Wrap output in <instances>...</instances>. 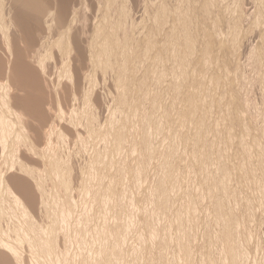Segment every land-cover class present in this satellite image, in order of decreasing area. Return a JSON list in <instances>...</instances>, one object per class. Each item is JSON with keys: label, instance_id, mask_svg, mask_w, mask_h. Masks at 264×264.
<instances>
[{"label": "rangeland", "instance_id": "obj_1", "mask_svg": "<svg viewBox=\"0 0 264 264\" xmlns=\"http://www.w3.org/2000/svg\"><path fill=\"white\" fill-rule=\"evenodd\" d=\"M247 1L86 0L82 27L91 38L80 36L78 42L88 49L91 64H97L92 79L97 76L99 85L91 78L77 85L74 74L84 70L81 54L55 40L58 15H50L35 41L44 83V112L37 120L46 119L49 145L38 149L44 131L35 143L28 131L18 133L21 122L7 128V136L14 133L8 153L15 150L16 159L3 177L15 175L16 181L0 180V264H49L50 258L40 255L44 247L59 257L69 252L73 264L83 259L88 264H264V72L257 76L264 71V0H250L251 6ZM101 11L96 35L93 27ZM248 49L263 62L262 70L257 71L255 58L246 59ZM248 70L260 81L254 74L256 80L248 79ZM83 85L92 86L88 93ZM246 88L252 90L249 97ZM81 95L93 100L86 111L97 123L91 133L83 131L84 122L74 126L85 111ZM59 108L64 113L57 115ZM71 113L74 119L67 118ZM60 131L67 135V155ZM56 148L64 159L59 164ZM77 153L81 157L75 158ZM164 188L167 200L161 195ZM18 206L27 209L24 219ZM26 227H37V242L32 234V241L22 235ZM81 227L91 229L83 231L86 237ZM74 237L79 247L71 244ZM66 243L75 251L64 254ZM185 248L189 257L180 260ZM68 260L55 257L59 264Z\"/></svg>", "mask_w": 264, "mask_h": 264}, {"label": "bare ground", "instance_id": "obj_2", "mask_svg": "<svg viewBox=\"0 0 264 264\" xmlns=\"http://www.w3.org/2000/svg\"><path fill=\"white\" fill-rule=\"evenodd\" d=\"M7 1H9V0H6V2ZM250 1V0H249ZM249 1H247V2H249ZM252 1V0H251ZM260 1V3L262 4V2H261V0H259ZM258 1V2H259ZM263 1V0H262ZM4 0H0V156H1V154L3 155L2 156V158H0V180H1V178L3 179H6V180H4L3 182H10V181H12V180H9V179H13V181H16V180H14L15 179V177L13 178V176H15V175H11V176H9V179L6 177H3L4 176V174H5V176L8 174V172H9V167L10 168H12L11 166H13V165H11V163L13 164L14 162L13 161H15L14 159H16V158H14L15 156H16V154H15V156L14 157H12L13 156V153L12 152H15L16 153V151L15 150H12V152L10 153V154H12V155H10L9 153H8V149H9V146H11L10 144H9V142L11 141V140H14L12 137V134H14L13 132H10V133H12V134H10V137L9 136H7L6 135V131H7V128H9L10 126L14 129L15 127V124H16V122H21L20 123V125H17L18 126V128H17V130H18V133H20V134H23V133H31V137H32V140H34V142L35 141H39V139L41 138V134L43 135V133L45 134V135H47L45 132H48L49 133V131H46V129H44V127H46L44 124H46L45 122V118H43V120L42 121H40V119L39 120H37V117L38 118H40V117H42V116H40L39 117V115L41 114L40 113V111H43L44 112V110H42L41 109V107H42V100L40 99V93H41V91L44 89L43 87H44V83H42V82H40L41 80H40V76H42L41 75V71H39L38 72V68H39V58L37 57V55H36V53H35V41H36V39H37V37L39 36V34L41 33V31L43 30V23L45 22H47L48 20L49 21H51L49 18H51V14H57L58 15V26L57 27H59V30H60V33L58 34L57 33V35H56V38H55V40L56 39H58V40H61V42L62 43H64V44H67L68 45V50L69 51H74L75 50V52H76V50L79 52V55L81 54V56H79L80 57V61H81V64H82V61H83V64H84V70H83V72H82V74L80 73V71L78 72L77 71V73L76 74H74L75 75V77H76V82H77V85L79 84V82L80 81H82V82H84L85 81V83H86V81H88L89 82V78H91V80H93V81H91V82H93L95 85H99L98 83L96 84V82H94V80H96L97 79V76H96V79H92V77L96 74V72L93 70V67H94V69L95 70H97V64H96V62H94L93 61V63L91 64V61L90 60H88V53H89V51H88V49H85L84 47L82 48L81 47V44L78 42V40H80V36H82L86 41H89L90 40V38H91V35H90V33L88 32V28H86V29H83L86 25H83L84 24V21H85V14H86V10H85V12H84V10H83V8H84V2H86V0H31V1H29V0H21V1H19V0H10L8 3H5L6 5H4ZM253 2V1H252ZM256 2V1H255ZM258 2H256V4L258 3ZM250 3V6H251V2H249ZM249 3L247 4V3H245L247 6H248V8H249ZM253 4V3H252ZM218 5V4H217ZM264 5V2H263V4L262 5H260V6H262V7H264L263 6ZM5 6V7H4ZM247 6H246V8H247ZM262 7H260L259 9H262ZM61 8H64L63 9V12H62V10H60ZM256 9V8H255ZM245 10H247V9H245ZM258 11H260V10H258ZM264 11V10H263ZM247 12H249L248 10H247ZM261 12H262V10H261ZM260 12V13H261ZM263 13V12H262ZM262 13H261V15H262ZM264 14V13H263ZM101 15H102V11H101V13L100 14H98V16H97V21L99 22V24L96 26L95 25V27H93V32H95L96 33V35H98V33H101V28H102V18H101ZM261 17V16H260ZM263 17V16H262ZM261 17V18H262ZM264 20V19H263ZM263 20H262V22H263ZM48 21V22H49ZM262 22H259L260 24L262 23ZM39 24V25H38ZM47 24V23H46ZM259 24V25H260ZM263 24H264V22H263ZM82 25L84 26V27H82ZM262 25V24H261ZM40 28H39V27ZM264 25H262V27H263ZM81 27V29H80V31H79V33H78V29ZM261 29V28H260ZM85 30V31H84ZM87 30V31H86ZM263 30V29H262ZM264 32V30L262 31V33ZM261 36H262V38L264 39V35L263 34H261ZM239 41V40H238ZM239 42H241V41H239ZM239 42H238V44H239ZM236 43V42H235ZM248 43V42H247ZM238 44H237V47L236 48H238L239 46H238ZM242 44V43H241ZM262 45V47H261V52H262V54L264 55V40H263V43H261ZM235 45V44H234ZM244 45H246V44H244ZM247 46H248V44H247ZM247 46H245V48H246V50H244V53H245V51L247 52ZM250 46V45H249ZM252 46V45H251ZM250 46V47H251ZM81 48H82V52H81ZM241 48V47H240ZM243 48V47H242ZM253 48V47H252ZM252 48H250V49H252ZM250 49H248V51L250 50ZM243 50V49H242ZM123 51V50H122ZM237 51H239V48H238V50ZM124 52V51H123ZM122 52V53H123ZM251 52H253V51H251ZM239 53V52H238ZM241 53H243V52H241ZM248 53V52H247ZM246 53V54H247ZM252 54V53H251ZM250 54V51H249V54L246 56V59H249V55H250V57L252 58L253 56ZM254 54V53H253ZM245 55V54H244ZM261 55V54H260ZM255 56H256V53H255ZM255 56L252 58V59H254L255 58ZM245 57V56H244ZM263 57V60H264V56H262ZM251 58H250V60H251ZM245 58H244V60H245V62L247 61ZM256 59V58H255ZM259 59V58H258ZM258 59H256V61H257V64H258V69H257V71L260 69V70H262V68L263 67H261L262 65H263V62L262 61H260V63H258L259 61H258ZM255 61V62H256ZM248 62V61H247ZM254 62V60H253V65L255 64L256 65V63ZM262 62V63H261ZM249 63H251V61H249ZM251 63V64H252ZM82 64V65H83ZM247 64V66H249L250 64H248V63H246ZM245 64V65H246ZM260 64V65H259ZM262 64V65H261ZM254 65V66H255ZM244 67V65L242 66V68ZM249 67H252L253 69L255 68V67H253V66H249ZM249 67H248V69H249ZM261 67V68H260ZM241 68V69H242ZM245 69H247V68H245ZM256 69V68H255ZM126 70V69H125ZM244 70V69H243ZM250 70H252L251 68H250ZM250 70H248L249 71V73H248V76H249V78H248V76L246 77V79L248 78V79H250L251 78V76L254 74V72H256V74H257V71H255V70H252V71H254V72H251L252 74H251V76L249 75L250 74ZM259 70V71H260ZM264 70V69H263ZM58 71V70H57ZM56 71V72H57ZM126 72V71H125ZM264 71H262V72H258V74H257V76L260 74L261 76H262V73H263ZM58 73V72H57ZM56 73V75L58 76V74ZM69 73V72H68ZM244 73V72H243ZM245 74H246V72H245ZM264 75V74H263ZM245 76V75H244ZM254 76L257 78V76L254 74ZM253 76V78H251L253 81L254 80H256L255 79V77ZM259 77V76H258ZM262 77H264V76H262ZM261 77V78H262ZM57 78V77H56ZM58 78H60V77H58ZM57 78V79H58ZM62 78V77H61ZM69 78V77H68ZM95 78V77H94ZM260 78V79H261ZM64 79V78H63ZM245 79V78H244ZM247 79V80H248ZM250 79V80H251ZM259 78H257V80H258ZM260 79H259V81H260ZM262 79H264V78H262ZM56 80V79H55ZM69 80H71V79H69ZM249 80V81H250ZM72 81H73V78H72ZM72 81H71V83H72ZM249 81H246V82H249ZM253 81H251V82H253ZM41 84H43V86H41L40 85V83ZM56 82V81H55ZM58 82H59V80H58ZM245 82V83H246ZM50 83V82H49ZM53 83V82H52ZM61 82H59V83H57V85H59ZM90 83V82H89ZM244 83V84H245ZM250 83V82H249ZM254 83V82H253ZM69 84V83H68ZM84 84V83H83ZM88 84V83H87ZM243 84V85H244ZM251 84V83H250ZM56 85V84H55ZM56 85V86H57ZM86 85V84H85ZM90 85H93L92 83L90 84ZM247 85V86H246ZM245 86L246 87H248L249 85H248V83L246 84ZM55 86V87H56ZM84 86V85H83ZM88 86V85H87ZM84 86L83 88H85L86 87V91L85 90H83L82 89V91L83 92H87V90H88V87H92V86ZM60 88H61V85L59 86ZM59 87H57V89L59 88ZM80 87H82V86H80ZM93 87H96V86H93ZM250 87V86H249ZM257 87V86H256ZM255 87V88H256ZM260 87V86H259ZM71 88V87H70ZM69 88V89H70ZM73 88V87H72ZM76 88V87H75ZM98 88V87H97ZM244 88V87H243ZM251 88H252V86H251ZM258 88V87H257ZM256 88V89H257ZM74 89V88H73ZM247 89V88H246ZM245 89V90H246ZM258 89H261V90H263V85H262V88H258ZM257 89V90H258ZM55 90H56V88H55ZM58 90H60L61 91V89H58ZM95 90V88L93 89V92H95L94 91ZM248 90V95L246 94V96H248L249 97V90H250V92L252 91L251 89H247ZM246 90V91H247ZM260 90V91H261ZM57 91V90H56ZM71 91V90H70ZM90 91H92L90 88H89V92ZM254 91H256V90H254ZM59 92V91H58ZM73 92V91H72ZM78 92V91H77ZM80 92H81V89H80ZM83 92H81L82 94H83ZM257 92V91H256ZM258 92H259V90H258ZM59 93H62V92H59ZM74 93V92H73ZM75 93H76V91H75ZM80 93V94H81ZM88 93V92H87ZM247 93V92H246ZM13 94V96H11ZM72 94V93H71ZM77 94V93H76ZM251 94H252V92H251ZM59 94H57L56 96H58ZM70 95V94H69ZM77 95H79V93L77 94ZM86 95V94H85ZM85 95H81V97H79V98H81V103H79V104H81L80 106H82L83 108V110L82 109H80V110H82V113H83V111H84V113L82 114V116H78L79 114L81 115V113H79L78 115H76V116H78L79 118H80V120H77L76 122L77 123H75L74 124V126L75 127H77L78 125H80L81 123H85V124H83L82 125V128H85L83 131H85L86 133H87V131L88 132H92L93 131V128L96 126V124L97 123H95V121L93 120V117H92V115H88L89 113H87V112H89V110H90V108L89 107H87L88 106V104H90L91 105V103L93 104V100L91 101L90 99V101H91V103H88V101L89 100H87L86 101V98H85ZM89 95V94H88ZM91 95H92V92H91ZM62 96H63V94H62ZM76 96V95H75ZM90 96V95H89ZM92 96H94V94L92 95ZM60 97V96H59ZM64 97V96H63ZM77 97V96H76ZM86 97H87V95H86ZM251 97V96H250ZM248 99H250V98H248ZM71 100H73V99H71ZM59 101V100H58ZM61 101H63V99L61 100ZM67 101H68V99H67ZM78 102H79V99L77 100ZM89 101V102H90ZM70 102H72L71 104L73 105V103H74V101H70ZM88 103V104H87ZM60 104V103H59ZM62 104V103H61ZM61 104L59 105V106H61ZM68 104V103H67ZM71 104H69V105H71ZM78 104V105H79ZM63 105H65V104H63ZM71 105V106H72ZM74 106V105H73ZM80 106H77L76 105V107H80ZM92 106H94V104L92 105ZM92 106H91V109H92ZM65 107V106H64ZM87 107V108H86ZM66 108V110H67V112H68V110L70 109H67L68 108V106L67 107H65ZM73 109H76V108H74V107H72ZM81 108V107H80ZM84 108H86V109H84ZM94 108H96V107H93V109L91 110V111H93L94 110ZM87 109H89V110H87ZM61 110H62V108H61ZM96 110V109H95ZM95 110H94V114H95ZM70 111V110H69ZM76 111V110H75ZM87 111V112H86ZM90 111V112H91ZM100 111H102V110H100ZM59 112H60V108H59V110H58V113H57V115L59 114ZM71 112V111H70ZM70 112L68 113V114H70ZM74 112V111H73ZM98 112V111H97ZM61 113V112H60ZM64 112H63V110H62V113L61 114H63ZM75 113V112H74ZM74 113H71V115H66L67 116V118H69V119H74L75 117V114ZM87 113V115H84V114H86ZM102 113V112H101ZM101 113H99V116H101ZM74 116H73V115ZM93 114V113H92ZM69 116V117H68ZM74 117V118H72V117ZM95 116L96 115H94V118H95ZM99 116H97V117H99ZM60 117H62L61 115H60ZM96 117V118H97ZM58 118V117H57ZM95 118V119H96ZM101 117H99L98 118V120L100 119ZM58 120V119H57ZM60 120V119H59ZM97 120V121H98ZM39 121H40V124H38L39 123ZM45 121V122H44ZM96 121V122H97ZM38 122V123H37ZM95 124H94V123ZM42 124H43V129L41 128L42 127ZM10 125V126H9ZM39 125V126H38ZM9 126V127H8ZM36 127L38 128V129H36ZM11 128V129H12ZM11 131V130H10ZM28 131V132H27ZM44 131V132H43ZM82 131V132H83ZM15 133H16V131H14ZM43 132V133H42ZM61 132V131H60ZM60 132H59V134H58V139H59V142L61 143V142H63L62 144H60V146H61V149H65V151H66V155H67V150L66 149H68L67 147H68V145L66 144L65 145V143L67 142L68 143V140L66 141V140H63V139H67V137H64V136H67L66 134H64V136H63V131L61 132V134H62V136L60 135ZM64 132H65V130H64ZM68 132V131H67ZM7 133H9V132H7ZM55 133V132H54ZM83 134V133H82ZM16 135V134H15ZM45 135H43V137L45 136ZM17 136H18V134H17ZM16 136V137H17ZM19 136H22V135H19ZM62 137H64V138H62ZM10 139V140H9ZM18 139H20V138H18ZM17 139V140H18ZM60 139H62V141H60ZM15 140H16V138H15ZM72 140V139H71ZM66 141V142H65ZM57 142H58V140H57ZM35 143H37V142H35ZM63 144H64V146H67V147H63ZM49 145V140H48V135L45 137V139H44V143L43 144H41V145H39L38 146V149H41L42 151L47 147ZM57 145H59V144H57ZM57 145H56V147H57ZM59 146V147H60ZM59 147H57V148H59ZM16 149H17V147H15ZM57 148L55 149V152H54V154H55V159H54V161L56 160L57 161V163L56 164H59L62 160H64V159H61L59 156H58V154L60 155V152L62 151H60V149H58L60 152H58L57 151ZM79 148H80V146H79ZM79 148H78V150L77 151H79ZM14 149V148H13ZM81 149H80V151H79V153H81ZM62 153V152H61ZM79 153H77V157H75V158H79V157H81L80 155L81 154H79ZM54 154H53V157H54ZM66 155H64V151H63V155L61 154V156H62V158L63 157H65ZM14 158V159H13ZM75 160V159H74ZM79 160V159H78ZM19 161V160H18ZM18 161L16 160V162H17V164H16V162H15V165H17V167L18 166H20V167H23V166H21L20 164V162H19V164H18ZM55 161V162H56ZM76 162H77V160H75ZM81 160H79V162H80ZM74 163V162H73ZM11 165V166H10ZM14 165V166H15ZM77 168L79 167L78 165V162H77ZM16 167V166H15ZM14 168V167H13ZM13 168L11 169V170H13ZM29 168V167H28ZM76 168V169H77ZM127 168H128V166H127ZM21 169V168H20ZM33 169V168H32ZM79 169H80V167H79ZM77 170L78 172H82L81 171V169L80 170ZM131 169V168H130ZM22 170H23V168H22ZM24 170H25V167H24ZM23 170V171H24ZM129 170V169H128ZM26 171V170H25ZM25 171H24V173H25ZM32 172V170H27L26 172ZM75 171V170H74ZM76 171V172H77ZM30 172V173H31ZM129 172V171H128ZM75 174V173H74ZM78 174H80L81 175V173H78ZM77 173H76V175H78ZM131 174V173H130ZM80 175H78V177L80 176ZM130 176V175H129ZM132 176V175H131ZM11 177V178H10ZM131 178V177H130ZM7 180H9V181H7ZM12 181V182H13ZM16 183V182H15ZM15 185V184H14ZM22 189V187H19V189ZM162 192H161V195L163 196V197H165L166 198V196H167V191H166V188H164L163 190H161ZM171 191V190H170ZM169 191V192H170ZM170 194V193H169ZM161 196V197H162ZM171 196V195H170ZM169 196V197H170ZM164 198V199H165ZM170 199V198H169ZM171 199H172V197H171ZM166 200H167V198H166ZM141 208V207H140ZM155 209V208H154ZM27 209L25 208V207H23V206H18L17 207V212H18V215H20L19 217H20V219H24V217L22 216V214L24 213V211H26ZM72 210V209H71ZM80 210V209H79ZM154 211V210H153ZM154 213H156V211H154ZM75 214V217H76V213H74ZM73 214V215H74ZM64 215V214H63ZM72 215V214H71ZM77 215H78V213H77ZM155 216H157L158 217V213H157V215H155ZM159 216H160V214H159ZM79 217V216H78ZM161 217V220L163 219L162 218V216H160ZM69 218V217H68ZM77 218V217H76ZM64 219H65V217H64ZM74 219V218H73ZM80 219V218H79ZM147 219V218H146ZM157 219V218H156ZM176 219V218H175ZM175 219H174V221H175ZM86 220V219H85ZM78 221V220H77ZM81 221H83V220H79V222H81ZM89 221V220H88ZM87 221V222H88ZM144 221H146V220H144ZM166 221V220H165ZM176 221H177V219H176ZM86 222V221H85ZM148 222V221H147ZM160 222H162V221H160ZM164 222V221H163ZM163 222L161 223L162 225H164L163 224ZM84 223V221L81 223V225ZM89 223V222H88ZM177 223V222H176ZM66 224H67V222H66ZM173 224H175V222H173ZM89 225V224H88ZM160 225V224H159ZM84 226H87V223H86V225H84ZM71 227V226H70ZM80 227V224L78 225V228H77V231H78V229H80L79 228ZM88 228L90 227V226H87ZM27 228V227H26ZM37 227H28L27 229H25L24 231H22L21 233H22V235L24 236V237H27L28 236V234H32L33 235V233H34V235L35 236H38L39 234L38 233H36V231L35 230H38V229H36ZM39 228V227H38ZM82 229V232L85 230V228L86 227H81ZM157 228H159V226L157 227ZM157 228H155V229H157ZM163 229V228H162ZM178 229V228H177ZM91 230V229H90ZM90 230L89 231H87V230H85L86 231V233L87 232H90ZM68 231V230H67ZM155 231V230H154ZM176 231V230H175ZM76 232V231H75ZM74 232V234H75V236L76 235H78V233L79 232H81V231H78L77 232V234ZM84 233L85 232H83V236H85L84 235ZM159 233V232H158ZM38 234V235H37ZM67 234V233H66ZM68 234L70 235V233L68 232ZM74 234H73V236H74ZM106 234V233H105ZM176 234H177V232H176ZM34 235L33 236H31L30 238H35L34 237ZM128 235V234H127ZM152 235V234H151ZM157 235V234H156ZM155 235V236H156ZM178 235H180V234H178ZM73 236H71L70 235V237H73ZM81 236H82V234H81ZM80 236V237H81ZM81 237L82 239L81 240H85V238L84 237ZM107 236V235H106ZM124 236H126V234L124 235ZM123 236V237H124ZM177 236V235H176ZM67 237V236H66ZM66 237H65V240H66V242H68V238L66 239ZM77 238H78V236H76ZM76 237H74V238H76ZM86 237V236H85ZM28 238H29V236H28ZM27 238V239H28ZM29 238V239H30ZM77 238L76 239H73L72 238V241H71V244L73 243V241H75L76 242V240H77ZM107 238V237H106ZM126 238V237H125ZM130 238V237H129ZM128 238V239H129ZM179 238V237H178ZM36 239V238H35ZM108 239V238H107ZM106 239V240H107ZM122 239V241L124 240L123 238H121ZM127 239V240H128ZM156 239V238H155ZM33 240V239H32ZM31 239H30V241H32ZM71 240V239H70ZM69 240V241H70ZM80 240V239H79ZM83 240V241H84ZM104 241H105V243H106V240H105V237H104V239H103ZM126 239H125V242L127 241ZM36 242H37V239L35 240ZM83 241H81V243L83 242ZM35 242V243H36ZM74 242V243H75ZM80 242V241H79ZM78 242V244L77 243H75V245L76 246H78L79 247V243ZM85 242H86V240H85ZM108 242V241H107ZM109 242H111L110 241V239H109ZM108 242V243H109ZM121 242V241H120ZM125 242H122L123 244H122V246L125 244ZM182 242V241H181ZM31 243H34V241L33 242H31ZM65 243V242H64ZM70 243V242H69ZM68 243V244H69ZM74 243H73V245H74ZM128 243V242H127ZM67 243L65 244V245H67V247L68 246H70V245H68ZM84 246H85V244L84 243H82ZM107 244V243H106ZM121 243H119V245H120ZM143 244V243H142ZM227 244V243H226ZM75 245H74V247H75ZM82 245V246H83ZM182 245H184V243H182ZM83 246V247H84ZM87 246V245H86ZM121 246V245H120ZM126 246V245H125ZM124 246V248H126ZM143 246V245H142ZM178 246H180V245H178ZM225 246V245H224ZM228 246V245H227ZM77 247V248H78ZM115 247V246H114ZM181 247V246H180ZM186 247V246H185ZM66 248V247H65ZM70 247H68L67 249L68 250H66L65 252H64V254L67 252V251H71L70 249H69ZM82 248V247H81ZM81 248H78V249H80V251L81 250H83V249H81ZM86 248V247H85ZM124 248H122V253L121 254H123L124 252H125V250H123ZM182 248V247H181ZM227 248V247H226ZM41 250H42V248H40ZM127 249V248H126ZM176 249H177V247H176ZM84 250H87V249H84ZM83 250V251H84ZM72 251H75V250H72ZM76 251H77V249H76ZM127 251V250H126ZM183 251V253H182V255H184V256H181V259L180 260H183L182 258H184L186 255H187V250H186V248L184 249V250H182ZM223 251H224V249H223ZM82 252V251H81ZM69 253V252H68ZM68 253L67 254H65L64 256L63 255H60V257L59 256H57V255H55V254H53V251H52V249H50V248H47V247H44V249L41 251V253H40V255H42L45 259L46 258H50V260H49V264H59V263H57L56 261H55V257H58L59 258V260H60V262H62V261H64L65 259H69L68 260V262L66 263V264H73V261L72 260H75V257H73L72 256V258H74V259H72V258H67V256H68ZM79 253V252H78ZM118 253V252H117ZM70 254V253H69ZM72 254H75V253H72ZM82 254V253H81ZM80 253H79V255H81ZM87 255H88V253H86ZM85 254V255H86ZM120 254V255H121ZM124 254H126V253H124ZM181 254V253H180ZM223 254V253H222ZM76 255H77V253H76ZM83 255V254H82ZM81 255V256H82ZM118 255H119V253H118ZM224 255H225V253H224ZM71 256V255H70ZM78 256V255H77ZM80 256V257H81ZM117 256V255H116ZM122 257H123V255H121ZM188 257H189V252H188V255H187ZM186 256V257H187ZM43 257H41L42 259H44ZM85 257V256H84ZM40 258V257H39ZM40 258V259H41ZM83 258V257H82ZM119 258H120V256H119ZM223 258H225V257H223ZM226 258H227V255H226ZM41 259V260H42ZM76 259H78V257L76 258ZM86 259H88V258H86ZM118 259V258H117ZM121 260V259H120ZM175 260H176V258H175ZM191 260V259H190ZM226 260V259H225ZM77 261V260H76ZM89 261V260H88ZM179 261V260H178ZM186 261V260H185ZM116 262H117V260H116ZM124 262H126V261H124ZM77 263H79V264H88V262L85 260V259H83V260H80V262H77ZM118 263V262H117ZM176 263V262H175ZM181 263V262H180ZM112 264V263H111ZM114 264H116V263H114ZM119 264V263H118ZM121 264H123V263H121ZM178 264H179V262H178ZM187 264V263H186Z\"/></svg>", "mask_w": 264, "mask_h": 264}]
</instances>
